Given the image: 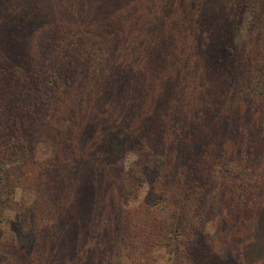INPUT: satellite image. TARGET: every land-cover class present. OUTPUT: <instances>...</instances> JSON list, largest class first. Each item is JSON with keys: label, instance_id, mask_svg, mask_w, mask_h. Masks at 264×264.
<instances>
[{"label": "trees", "instance_id": "obj_1", "mask_svg": "<svg viewBox=\"0 0 264 264\" xmlns=\"http://www.w3.org/2000/svg\"><path fill=\"white\" fill-rule=\"evenodd\" d=\"M191 58L221 85V105L200 108L210 129L169 99ZM197 64L180 75L192 85ZM40 144L49 156H32ZM212 179L226 225L261 199L264 0H0V221L20 225L0 236V264H153L157 247L193 264ZM221 257L253 262L236 242Z\"/></svg>", "mask_w": 264, "mask_h": 264}, {"label": "rangeland", "instance_id": "obj_2", "mask_svg": "<svg viewBox=\"0 0 264 264\" xmlns=\"http://www.w3.org/2000/svg\"><path fill=\"white\" fill-rule=\"evenodd\" d=\"M249 8L252 12H247L254 13L255 15V9H257L258 7L256 6L254 1H252ZM133 12H135L133 7H128V10L126 11V13H123V16L126 14H132ZM244 21L245 23H243L247 25L246 21L248 20L245 19ZM246 30L248 32H251L252 26H249ZM154 52L155 51H153L150 56L146 57L147 64H150L153 61V59L151 60V58ZM193 62L198 64L197 76L196 78H192V80L194 81V84L192 85L191 77L184 79L183 77H180V75L184 76V73H186V65L190 66ZM181 65V63H178V66L176 67L177 75H175L173 74V70L171 69L169 63H167L169 69L167 70L168 74L166 73L165 75L166 80L171 79L173 75L177 77L175 80H172L173 83L170 85H168V81H166V85L168 86V94H170L169 99L173 102L176 101V103L179 105V109L182 107V105H184L185 115L189 111L190 116H196L197 120L195 122V125L199 127L206 126V129H210L207 126L208 122L204 118L199 117L200 108L205 105L204 100L206 101V104H213V98L215 96L218 97V104L221 105V85L215 80H212L208 75V71L205 72L203 66L195 59L191 58L188 63H184L182 66ZM179 68L181 69V71H179ZM200 68L205 72V75L204 72H198V69ZM206 75H208V77ZM172 104L174 105V103ZM50 152L51 151L49 146H43L42 144H40L36 145L33 152L31 153H33L32 156L36 158H44L49 156ZM137 158V154L133 148H131L128 152H122L121 157L118 158V163L121 162V164L119 163L121 170H131L130 163L137 160ZM216 177L218 178V176ZM212 182L215 184V187L221 185V183L217 182V179H212ZM147 188V184L142 183L137 197L133 200L127 201L123 206L125 208H131L137 205L139 202L143 201L147 194ZM217 189L218 197H214L215 195L213 192H211V194L207 197L209 202L214 200L206 209L207 216L205 217V219H200L198 223H195L196 227L193 228L194 230L192 229L194 232L197 231L199 233L198 236V233H193L195 234V241H193L194 246L190 250L192 261H194L193 264H224L225 261H223L221 257V247L224 250L229 249V247H233L235 245V242L240 243L241 250L244 252V255L248 258V260L253 261L252 264H264V187H262L259 192V195L261 197L260 200L254 197L251 198V200L249 199V203L254 204L252 207H247L239 212L236 211V213L245 215V220H236L232 217V215H230V217L228 218V225H226V223H223V219H225V216L223 215V213L221 214V187H217ZM26 194V192H24L20 188H17L14 193V198L18 202L24 203ZM54 194V197L57 198L58 194H56L55 192ZM6 213H8L7 217H11L12 212L7 210ZM24 224L26 223H23L22 225ZM236 226L241 227L242 230L239 232L235 229ZM19 227L20 225L18 222L10 221V223H8L7 221H0V236L10 235L11 231L14 229L15 233H19ZM216 234L217 240L213 242L214 240H212V236L215 237ZM249 234L252 235L253 240L252 242L244 244L242 241L244 240V237H247V235ZM225 235H227L229 239L224 240L223 237ZM221 237L223 238V243H221ZM225 243H228L231 246L228 247V245ZM245 245H249V247ZM123 249L126 250V246H123ZM168 255L169 254L164 247H157L152 252V256H155L153 264H169L170 261ZM125 260L126 257L124 256V254L120 253L118 256H116L113 264H127Z\"/></svg>", "mask_w": 264, "mask_h": 264}]
</instances>
